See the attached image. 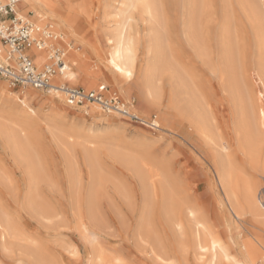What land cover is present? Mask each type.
Masks as SVG:
<instances>
[{
    "label": "rangeland",
    "instance_id": "374dc122",
    "mask_svg": "<svg viewBox=\"0 0 264 264\" xmlns=\"http://www.w3.org/2000/svg\"><path fill=\"white\" fill-rule=\"evenodd\" d=\"M0 1L5 3L7 0ZM70 1L80 4L84 10L80 19L81 29L76 36L67 37L71 53L83 57L87 69H97L101 66L99 62L103 61L102 49L106 51L107 48L103 42L106 33L102 25L113 29L122 22L119 9L125 0ZM153 1L163 28L161 25L157 27L167 33L170 42L174 41L171 44L178 49L174 56L177 55L184 66L185 63L192 65L194 70L190 65V69L185 67L189 77L195 81V89L192 88L195 94L196 91L200 94L202 89L206 93L208 104L206 100L204 102L206 98L203 92L200 95L211 111L208 112L210 115L207 114L218 127L216 136L221 135L227 142L233 164L236 167L244 164L234 124L241 118L240 112V116L236 113L237 106L234 107L235 101L240 102L234 97L237 93L233 94L240 84L238 89L240 93L244 92V99L241 97V100L246 103L238 107H242V110L239 109L245 113L242 118L250 122L252 129H256H253L256 131L254 149L263 160L264 74L260 69L264 68H259V56L264 57V49L259 48L258 33L261 27L264 28V0H194L192 9L199 17L196 22L211 47L210 61L190 46V40L183 33L187 20L186 0ZM23 15L33 22L32 12ZM131 16L134 30L142 37L148 36L147 16L138 9H134ZM48 25L59 31L55 29V20L51 19ZM220 37L237 50V53L232 52L233 56L230 55V59L236 57L230 60V64L233 61L238 63L233 64L236 66L234 68L229 65L227 75L231 77L222 80L224 76L221 77L220 67H217L220 66ZM154 56L139 47L136 59L138 67L152 65L156 58ZM203 59L205 63L208 61L215 65L208 67ZM231 69H235L232 71L236 73L232 74L238 80L231 74ZM154 73L160 83L161 103L168 105L175 97L174 81L171 79L170 82V76L162 67ZM78 80L83 82L78 78L76 83H79ZM231 80L236 87H233ZM234 80H237V85ZM105 81H110V78H96L94 88L104 84L109 93H116L124 102L118 89ZM170 85L174 86L175 91ZM67 86L82 88L78 85ZM6 89L18 95L30 91L38 94L39 98L30 99L29 105L36 111V116L23 133L27 137L30 161H34L32 164L36 166L33 168V178L27 175V169L23 166L25 162L21 166L23 161L18 160L17 164V160L10 155L11 149L0 139V264H179V236L171 227V221L179 219V209L183 206L199 208L205 220L224 241L231 234L236 236V232H240L242 240L248 236L247 230L255 229L249 219L244 221L245 224L238 223L230 213L215 175V150L210 147L205 149L207 145L190 132L188 123L180 119L177 110H172L171 115L163 121L166 124L163 128L151 129L121 114L109 115L101 108L94 113L90 110L91 103L69 105L63 94L60 96L63 98L60 106H55L51 101H59V98L48 93L47 89L9 85H6ZM130 97L137 104L134 93ZM182 108L180 112L187 111L188 114L186 106V110L184 106ZM149 113L150 117H159L156 109L152 108ZM235 115L239 117L235 119ZM144 161L147 164L145 167ZM133 166L136 169L141 167L146 173L147 169L160 173L161 176L155 177L157 180L167 179L170 200L165 202L159 191L146 195L141 178L136 173L139 169L136 171ZM263 190L264 179L259 181L257 187L260 196ZM183 242L187 246L191 244L188 230ZM152 247L162 260L152 255ZM188 258V264H194L191 253Z\"/></svg>",
    "mask_w": 264,
    "mask_h": 264
},
{
    "label": "bare ground",
    "instance_id": "6f19581e",
    "mask_svg": "<svg viewBox=\"0 0 264 264\" xmlns=\"http://www.w3.org/2000/svg\"><path fill=\"white\" fill-rule=\"evenodd\" d=\"M186 4L188 8L186 11L187 20L184 24L183 33L187 35L188 38L186 37V39L190 40V46H193L201 57H205V60H208L211 53V47L203 37L202 30L199 29L197 23L199 17L192 9V7H194V0H186ZM134 9L140 10L148 18L149 33L146 37H142L137 31L134 30L131 25V12L134 11ZM15 10L17 15L23 18H28L23 14L32 12L34 18V20L32 19V23L38 30L45 28L46 25L50 23L51 19L56 21L55 29H58L59 31L53 30L51 28L50 29L57 36V38L55 40H51L49 43H53L62 47L66 51L65 55L67 57L64 61V69L61 72H57L52 77L51 86L49 89H47L48 93L59 98V101H54L55 99L51 101L55 106H60V103L63 100V98L60 97L62 94L65 97L64 92L59 88L70 87L67 86L68 84L81 86L85 90L94 89L93 81L96 80V78H103L106 76L110 78V81L105 82L116 87L123 96L124 102H122L126 106L125 110L128 112V114L135 115L142 124L150 126L151 129H159L163 125H166L165 122L163 123V121H165L171 115L172 110H177L178 116L181 117L180 119L183 118V120L188 123V129L190 132L194 134L200 141H202L204 145H207L205 149L210 147L212 150H215V175L219 183L218 185L220 186V189L226 200V204L228 205L229 211H231L230 213H232V216L238 223H244L245 220L248 221L249 219L254 223L255 229L247 230L248 236H245L242 238V240L240 238V232H236V236L231 234L228 237V240L225 239L226 241H224L216 234L213 227L205 220L199 208L183 206L179 209V219L171 221V227L179 236L178 252L181 258L179 264H188V260L190 258H188L189 253L192 254L194 264H264V208L260 203V193L259 191L257 192L259 181L264 179V159L261 160L257 154L258 152L254 149L255 142L253 138L255 137L256 131L254 132V130L256 129L253 127V130L251 124H249L250 122L247 121V119L244 120L245 118H242V115H245V113H241L242 107H238L246 103L244 100V103L241 100L244 97V92L240 93L241 91L238 89L241 87V84L237 87L236 92L234 91L233 93H237L235 94L236 96L234 95V97L236 100L239 99L240 104L242 103L241 105L238 103V101H235L237 102V105L234 103V107L237 106V115H241L240 120L238 118L240 115L237 117L235 115L234 118L238 119L234 124L238 139L239 151L244 160V164L241 167H236L232 162V155L228 152L227 142L223 140L221 135H219V137L216 136V134H218V127L216 123L210 119V116H208L211 111L209 112L204 103L207 101L206 93L204 94V90L202 89L201 93L203 92V97L206 98L204 99V102L202 96L200 95L201 93L197 94L196 91L197 95L195 94V88L193 87L194 80L192 81V78L189 77L190 75L187 73L188 71L185 68L188 67L190 69L191 66V70H194L192 65L189 64L190 66H187L185 61L184 66L183 62L181 63L180 59H177V55L174 56V52H177L178 50L174 49V46L171 44L172 42L174 43V41L170 42L167 33L165 34L163 29L157 27L161 25V19L153 0H125V2H123V7L119 9V13L123 16L122 22L113 29L109 26L102 25L106 33L103 42L107 48L106 51L103 50L104 48L102 49L104 52V54L101 55L103 61L100 60L101 62H99L100 58L97 60L99 62L98 65L101 63V66H98L97 69L93 70H89L84 67L85 64L84 59H82L83 57H76L73 55V53H71V45L67 39L69 35L76 36L77 32L81 29L82 24L80 23V19H82L81 16L84 13V10L80 4L74 3L70 0H20L15 5ZM104 20L105 19H103V21ZM260 30L258 34L260 36L259 41L261 47H258L263 50L264 28L261 27ZM87 34L88 33H86V35ZM80 38L82 40V37ZM257 38L259 39V37ZM223 39L221 42L219 41L221 43V47L218 46L221 51L217 49L220 51H218L220 53H218L220 55V59L218 57V60H220V62H218L220 66L217 65V67H220L219 70H221V77L224 76L221 78V80L225 79L227 76H230L227 75L229 74V65H232L231 67L235 66L236 64L238 65V63L235 62V64L234 61L233 64L235 65L232 63L230 64V60L232 59V57L230 59V55L233 56L232 52L237 53V50H234L232 44L230 45L232 46L231 49L233 50H229L230 45L227 42H224ZM80 44H82V42ZM84 45L85 44L82 46ZM97 45L99 46V44ZM139 47H143L145 48L146 52H150L155 55L154 57L156 58L152 65H147L140 68V64V67H138L136 59ZM7 51L8 49L5 46L0 47L1 61H5ZM27 54H29L34 65H37V67H41L46 62L47 55L45 51L36 47L31 46L29 49H27ZM236 55L237 54H234V56ZM260 55H263V53ZM259 58H261V63L259 64L262 66H259V68H264V60L262 61V58L264 59V57L259 56ZM234 59H236V57ZM208 61H210V59ZM208 61L206 63L204 61L207 66L215 65V63L212 64ZM160 67L164 68L165 73L168 74V77L170 76V82H172V79L176 86L175 91L174 86L170 85L173 87L171 88L172 91H175V97L173 100L171 99L172 101L169 99L171 102L168 105H162L161 103V92L159 88L160 83L158 84V81L155 77L156 72L154 73V71ZM75 68L77 71H75ZM238 69L239 68H237L236 71ZM232 70L235 69H231V71ZM260 70H262V73L264 74V69ZM236 71H232L231 74H234V72L236 73ZM193 73L195 72L192 71V74ZM194 77H196V74ZM78 78L82 79L83 82L80 83L78 80L79 83H76ZM235 79H237V77ZM237 80H234L235 83ZM227 82L229 83L228 80ZM232 84L233 87H236L234 86L235 84L233 81ZM237 84L238 82L236 85ZM6 85H8L7 81L0 80V139H3L8 149H11L10 151H12V154L10 155L13 157V160H17V164H19L18 160H20V162L23 161L21 162V166L22 163L25 162L23 166L25 165V169H27L26 173L30 176V178H33V168L36 166L34 167L35 164H32L34 161H30L31 155L27 144V137L23 135V133H25L24 130L26 129L28 123L30 124V122L33 121L34 117L36 116V111L30 107L29 102L30 99L37 98L38 94L30 91L22 93V95L14 94V92L12 93L6 89ZM199 87L202 88L201 86ZM225 87L227 88L226 85ZM108 93L109 91L105 92V96L108 95ZM131 93H134V97L138 101L137 104L132 102L130 97ZM171 93L172 92H170V94ZM237 95H240V98H237ZM234 97L232 98L233 101L235 100ZM208 103L210 102L207 101L206 104ZM183 106L184 110H186V106L188 114L186 113L187 111L184 113L180 112V110L183 109ZM208 106L210 108V104ZM152 108L158 111L159 117L158 115L150 117L149 112ZM244 108L246 109L247 107ZM206 109L208 110L207 112ZM90 110L96 113L100 110V106L91 104ZM238 112L240 113L238 114ZM108 114H113V116H115L120 115V112L114 110L108 111ZM85 151L88 153L86 148ZM87 157L88 159L90 158L89 153L87 154ZM140 164L142 165L143 163ZM145 165H147L146 162L144 163V167ZM133 167L136 171L139 169H136V166ZM36 170L37 169H35V172H37ZM144 172L140 167L136 173L141 178L145 194L149 195V193L151 194L153 191H155V193L156 191H159L161 192L162 197H164L165 202L170 200V189L168 188L169 182L167 179H155L156 176H161V174L153 172L150 169H147V173ZM84 227H86V225ZM186 230L189 231L191 238L190 246H187L183 242V237H185ZM151 251L155 258L162 260L161 256L158 255L154 247L151 248Z\"/></svg>",
    "mask_w": 264,
    "mask_h": 264
},
{
    "label": "built area",
    "instance_id": "2783aa9c",
    "mask_svg": "<svg viewBox=\"0 0 264 264\" xmlns=\"http://www.w3.org/2000/svg\"><path fill=\"white\" fill-rule=\"evenodd\" d=\"M19 1L7 0L5 3L0 1V47L5 46L8 49L5 61L0 60V80L7 81L11 87L31 86L36 89H49L52 77L64 69L65 50L49 43L57 38L50 29L51 26L38 30L30 20L17 15L15 5ZM31 46L45 51L47 55L46 62L39 69L27 54V49ZM59 89L64 92L69 105L96 104L106 112L117 110L121 115L139 121L135 115L128 114L126 106L115 93L105 96L108 88L104 84L89 90L80 87ZM261 196L264 208V190Z\"/></svg>",
    "mask_w": 264,
    "mask_h": 264
}]
</instances>
